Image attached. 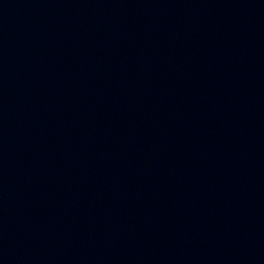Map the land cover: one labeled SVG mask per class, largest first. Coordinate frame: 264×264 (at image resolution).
Instances as JSON below:
<instances>
[{
  "label": "water",
  "instance_id": "obj_1",
  "mask_svg": "<svg viewBox=\"0 0 264 264\" xmlns=\"http://www.w3.org/2000/svg\"><path fill=\"white\" fill-rule=\"evenodd\" d=\"M264 146V0H0V233L108 183Z\"/></svg>",
  "mask_w": 264,
  "mask_h": 264
}]
</instances>
